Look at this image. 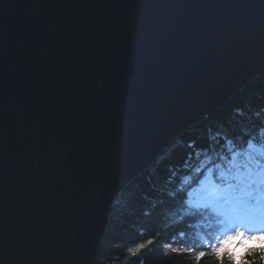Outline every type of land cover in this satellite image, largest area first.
<instances>
[{"label":"water","instance_id":"water-1","mask_svg":"<svg viewBox=\"0 0 264 264\" xmlns=\"http://www.w3.org/2000/svg\"><path fill=\"white\" fill-rule=\"evenodd\" d=\"M264 70V0H0V264H93L117 194Z\"/></svg>","mask_w":264,"mask_h":264},{"label":"trees","instance_id":"trees-1","mask_svg":"<svg viewBox=\"0 0 264 264\" xmlns=\"http://www.w3.org/2000/svg\"><path fill=\"white\" fill-rule=\"evenodd\" d=\"M261 129L264 70L232 94L225 106L184 130L117 194L93 264H215L211 249L201 245L215 237L218 229L210 218L181 207L182 197L174 195L177 185L189 170L199 166L197 149L219 150L224 136L246 143L254 135L264 142ZM188 247L195 252L184 251ZM201 250L208 255L197 262Z\"/></svg>","mask_w":264,"mask_h":264},{"label":"snow or ice","instance_id":"snow-or-ice-1","mask_svg":"<svg viewBox=\"0 0 264 264\" xmlns=\"http://www.w3.org/2000/svg\"><path fill=\"white\" fill-rule=\"evenodd\" d=\"M223 139L219 150H196L199 166L188 171L174 195L182 197V208L210 218L218 229L201 245L211 249L215 264H264V142L254 135L246 143L228 136ZM192 157L190 153L188 159ZM207 255L199 251L196 261Z\"/></svg>","mask_w":264,"mask_h":264}]
</instances>
